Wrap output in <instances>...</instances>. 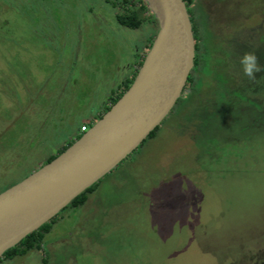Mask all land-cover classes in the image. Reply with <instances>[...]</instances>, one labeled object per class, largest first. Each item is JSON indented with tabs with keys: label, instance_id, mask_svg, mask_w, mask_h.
I'll use <instances>...</instances> for the list:
<instances>
[{
	"label": "rangeland",
	"instance_id": "374dc122",
	"mask_svg": "<svg viewBox=\"0 0 264 264\" xmlns=\"http://www.w3.org/2000/svg\"><path fill=\"white\" fill-rule=\"evenodd\" d=\"M195 4L222 48L216 73L229 42L264 53V0ZM118 7L0 0V190L38 169L138 70L157 29L119 26ZM208 78L207 100L181 95L154 138L82 206L58 213L40 250L1 264H43L41 251L47 264H264V115L243 102L208 114L201 105L218 100Z\"/></svg>",
	"mask_w": 264,
	"mask_h": 264
},
{
	"label": "water",
	"instance_id": "95a60500",
	"mask_svg": "<svg viewBox=\"0 0 264 264\" xmlns=\"http://www.w3.org/2000/svg\"><path fill=\"white\" fill-rule=\"evenodd\" d=\"M157 23L129 88L51 162L0 193V257L128 157L165 119L193 68L183 0H143Z\"/></svg>",
	"mask_w": 264,
	"mask_h": 264
},
{
	"label": "trees",
	"instance_id": "16d2710c",
	"mask_svg": "<svg viewBox=\"0 0 264 264\" xmlns=\"http://www.w3.org/2000/svg\"><path fill=\"white\" fill-rule=\"evenodd\" d=\"M106 2L110 3L112 7L113 5L115 7L119 5V12L114 16V19L119 26L130 30H138L143 23L147 22L150 23L152 27H155L157 29L156 20L148 10L143 0H120L118 2L116 0H106ZM183 2L185 4L191 23L192 35L194 40V59L193 68L188 75L181 95L189 99V96L193 97L197 92H199L204 98H202V100H207L206 96L211 95L206 91L207 89L210 90L211 87L208 85H202V81L205 80V77H211L214 81L217 82L215 83V88H213V94L218 97V100H210L208 103L201 105L203 110L209 111L208 114L212 112L216 113L225 111V106H227V108L229 109L237 105L238 102L239 104L243 102L247 104L248 107H250V110L248 111L253 110L254 112L255 110H257L260 114L264 115V53H261V55L257 57L258 63L261 66V71L255 74L254 79L250 80L248 77L243 75V68L239 62V58L245 52L252 51L245 47H239V45L234 46L233 44H231V42H229L227 43L228 55L227 57L223 55L225 59H223V61L219 63V66H221V71L219 73H216L215 63L217 60L215 59V52L222 51V48L219 47L216 49V45L213 46V40L210 43V39L212 37L207 35L203 30L204 22L206 20L205 15L201 14L200 10L195 4V0H183ZM135 5H137V8L135 7ZM197 20H199V24L197 23ZM152 41L153 40L148 41L147 44L144 45L143 50L145 54L150 49ZM143 58L144 57L137 58V60L134 61V65L137 66V68H139V66L142 64ZM136 72L137 71H133L131 76L125 77L122 81H120V83L114 90L110 91L107 99L102 105L99 115L91 116L90 122L80 123L81 125H79L76 132H73L71 138L65 139L62 142L61 146H59L53 153H49L44 162L38 168L51 162L58 155L63 153L76 140H78L83 134L80 132V127L85 126L87 128L90 125L89 123L94 124L105 112H107L109 108L129 88L136 75ZM201 86L207 87V89ZM183 98H179L174 106L178 107L179 104H181V102L184 100ZM187 98L186 100H188ZM242 110L243 109H239V111ZM158 130L159 126H157L138 147H141L147 140L154 138ZM99 181L90 186L79 196H77L61 211L67 209L68 207H70L71 209H75L82 206L87 200V195L95 192ZM16 183H12L7 187L1 189L0 193ZM57 215L55 217H57ZM53 219H51L48 223L42 225L36 231L27 235L17 245L6 250L0 257V264L3 261H10L15 257L24 256L31 251L40 250L41 245L44 241V237L50 232ZM41 253L43 254L42 263L47 264L48 257L46 253H43V251H41Z\"/></svg>",
	"mask_w": 264,
	"mask_h": 264
},
{
	"label": "clouds",
	"instance_id": "9594fccd",
	"mask_svg": "<svg viewBox=\"0 0 264 264\" xmlns=\"http://www.w3.org/2000/svg\"><path fill=\"white\" fill-rule=\"evenodd\" d=\"M239 62L243 68V75L250 80L255 78V74L261 71V66L258 63L254 52H245L240 58ZM31 260V255L28 258Z\"/></svg>",
	"mask_w": 264,
	"mask_h": 264
},
{
	"label": "built area",
	"instance_id": "2783aa9c",
	"mask_svg": "<svg viewBox=\"0 0 264 264\" xmlns=\"http://www.w3.org/2000/svg\"><path fill=\"white\" fill-rule=\"evenodd\" d=\"M87 131V128L85 127V126H82L81 128H80V132L81 133H84V132H86Z\"/></svg>",
	"mask_w": 264,
	"mask_h": 264
}]
</instances>
